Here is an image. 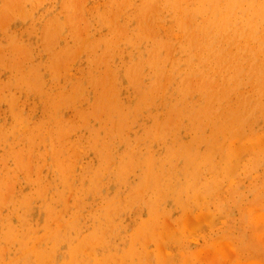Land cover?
<instances>
[{"label":"rangeland","instance_id":"rangeland-1","mask_svg":"<svg viewBox=\"0 0 264 264\" xmlns=\"http://www.w3.org/2000/svg\"><path fill=\"white\" fill-rule=\"evenodd\" d=\"M217 1L0 0V264H264V41Z\"/></svg>","mask_w":264,"mask_h":264},{"label":"bare ground","instance_id":"bare-ground-1","mask_svg":"<svg viewBox=\"0 0 264 264\" xmlns=\"http://www.w3.org/2000/svg\"><path fill=\"white\" fill-rule=\"evenodd\" d=\"M79 1V0H78ZM219 1V0H218ZM217 1V2H218ZM247 1V0H246ZM255 1L256 0H249L247 3H248V5H249V7L250 8H252L253 6H254V3H255ZM264 0H258V2H263ZM85 3V2H84ZM206 3V2H205ZM242 4V0H229V6H230V9H225V11L222 13L223 15H221L220 16V18H219V22H220V26L223 28V32H224V34L225 35H229V33L232 31V34H233V36L236 38L237 36L239 37V38H243L241 41L243 42V44L242 45H246V46H248L250 43H251V40H257L259 43H262L263 41H264V31L261 33L262 35H260L259 37H257L256 36V32H257V25L258 24H261V22H262V20H264V7L263 6H261V7H259V9L256 11V12H254V13H252V17H258L261 21L260 22H258V21H255L254 23H249V21H250V19H245L244 20V18H243V16L242 15H240V21H239V23H240V25H238V22L236 21V18L234 17V15L231 13V11H232V9H233V7H239V5L240 6H242L241 5ZM259 4V3H258ZM209 5V4H208ZM215 6V5H214ZM227 8H229L228 6H227ZM70 10V9H69ZM157 11V10H156ZM240 11H242V12H244L245 11V9H243L242 7L240 8ZM237 12V11H236ZM250 13V12H249ZM83 14V13H82ZM186 15V14H185ZM195 15V14H194ZM81 16V15H80ZM10 17V16H9ZM190 17V16H189ZM243 18V19H242ZM253 22V21H252ZM117 25H118V23H117ZM88 27V26H87ZM214 29V28H213ZM158 32V31H157ZM205 32H207V31H205ZM175 35V34H174ZM216 35V34H215ZM256 36V37H255ZM213 38V37H212ZM56 39V38H55ZM113 41V40H112ZM203 41V40H202ZM212 42V41H211ZM210 42V43H211ZM240 43V42H239ZM258 43V44H259ZM221 45V44H220ZM263 45V44H262ZM209 46H210V44H209ZM100 47V46H99ZM225 47V46H224ZM248 47H250L249 48V55H253L252 57H254V54L258 51V50H260V49H257V47L258 46H255V47H253V46H248ZM248 47H247V50H248ZM221 48V47H220ZM256 48V49H255ZM242 50V49H241ZM243 50H244V48H243ZM236 52H238V51H236ZM243 52V51H242ZM222 53V52H221ZM219 55H221L220 53H219ZM225 55V54H224ZM208 57V56H207ZM240 57V56H239ZM247 57V56H246ZM256 57V56H255ZM220 58V57H219ZM263 58V57H262ZM249 59H251V58H249ZM203 60V59H202ZM226 60V59H225ZM259 60V59H258ZM257 60V61H258ZM221 61H223V62H225L224 61V59L222 58V60ZM245 61V60H244ZM244 61H242V62H244ZM20 62V61H19ZM230 62H231V58H230ZM230 62H229V66H231V67H233V65H235L236 64V61L234 62L233 61V63H231L230 64ZM207 63V62H206ZM240 63H241V61H240ZM239 63V64H240ZM252 63V62H251ZM162 64V63H161ZM249 64V63H248ZM241 65V64H240ZM211 66V65H210ZM236 66V65H235ZM248 66V65H247ZM258 66V65H257ZM18 67V66H17ZM240 68H241V66H239ZM264 67V66H263ZM107 68V67H106ZM203 68V67H202ZM227 68V67H226ZM233 68H235V67H233ZM238 68V67H237ZM242 69V68H241ZM231 70V69H230ZM239 70V69H238ZM238 70H237V72H238ZM142 71V70H141ZM229 71V70H228ZM234 71V70H233ZM241 70H239V72H240ZM248 71V70H247ZM258 71H259V69H258ZM257 71V72H258ZM109 72V71H108ZM226 72V71H225ZM238 72V73H239ZM227 73V72H226ZM247 73V72H246ZM221 74V73H220ZM230 74V73H229ZM239 75V74H238ZM231 76V75H230ZM230 76H228V77H230ZM235 76H237V75H235ZM170 77V76H169ZM228 77H226V78H228ZM232 77V76H231ZM141 79H142V77H141ZM206 79V78H205ZM233 80V79H232ZM238 80V79H237ZM240 80V79H239ZM204 81V80H203ZM229 81V80H228ZM245 81H247V80H245ZM230 82V81H229ZM240 83V82H239ZM239 83H238V85H239ZM171 84V83H170ZM44 85V84H43ZM238 85H236V86H238ZM114 86V85H113ZM112 86V87H113ZM238 87H236V89H237ZM232 89H233V87H232ZM227 90H229V88L227 89ZM196 92V91H195ZM229 93V92H228ZM234 93V92H233ZM217 94V93H216ZM227 95V94H226ZM235 95V94H234ZM225 96V95H224ZM222 97V95H221V97L222 98H225V97ZM215 97H216V95H215ZM218 97V96H217ZM191 98V97H190ZM211 98V97H210ZM221 98V99H222ZM185 99V98H184ZM209 99V98H208ZM111 100V99H110ZM251 100V99H250ZM249 100V101H250ZM75 101V100H74ZM154 101V100H153ZM216 101H217V98H216ZM223 101V100H222ZM199 102V101H198ZM219 102V101H218ZM220 102H221V100H220ZM219 102V103H220ZM201 103V102H200ZM216 104H217V102H216ZM256 104H258L257 102H256ZM213 105V104H212ZM222 107V106H221ZM256 107H257V105H256ZM253 108H254V106H253ZM216 110L218 109V108H215ZM243 109V108H242ZM137 110V109H136ZM211 110V109H210ZM246 111V110H245ZM253 111V110H252ZM190 112V111H189ZM193 112V111H192ZM216 112V111H215ZM237 112H239V111H236V114H237ZM247 112V111H246ZM210 113V112H209ZM245 113V112H244ZM251 113H253V112H251ZM190 114V113H189ZM235 114V113H234ZM233 113H232V115H230V114H228L229 116L228 117H231V116H235ZM239 114H240V112H239ZM241 114H242V110H241ZM246 115V114H245ZM210 116V115H209ZM216 116V115H215ZM248 116H249V114H248ZM219 117V116H218ZM226 117V116H225ZM228 117H226V118H228ZM245 117V116H244ZM251 117V116H250ZM241 118V117H240ZM30 119V118H29ZM204 119H205V117H204ZM242 119V118H241ZM246 119H247V116H246ZM254 119V118H253ZM209 120V119H208ZM222 121V120H221ZM242 121V120H241ZM254 121H255V119H254ZM208 122V121H207ZM238 122V121H237ZM219 123V122H218ZM212 124H213V122H212ZM222 125V124H221ZM226 125V124H225ZM207 126V125H206ZM219 126H220V124H219ZM141 127V126H140ZM241 127V126H240ZM47 129V128H46ZM242 129V128H241ZM244 130V129H243ZM242 131V130H241ZM177 132V131H176ZM202 133V132H201ZM223 133H225V132H223ZM243 133V132H242ZM239 134V133H238ZM237 134V135H238ZM244 134V133H243ZM190 135V134H189ZM224 137H226V135L224 136ZM241 137V136H240ZM258 140V139H257ZM259 142V141H258ZM257 142V143H258ZM214 143V142H213ZM264 144V143H263ZM230 145V144H229ZM206 146V145H205ZM242 147V146H241ZM46 148V147H45ZM192 148V147H191ZM205 149V148H204ZM217 150V149H216ZM256 150H257V148H256ZM260 150V149H259ZM212 151V150H211ZM215 151V150H214ZM251 151V150H250ZM209 152H210V150H209ZM234 152V151H233ZM248 152V151H247ZM185 155V154H184ZM240 155H242V154H240ZM239 155V156H240ZM243 156V155H242ZM246 156V155H245ZM156 157V156H155ZM235 158V157H234ZM192 160V159H191ZM237 159H235V162L237 163V161H236ZM240 160H242V159H240ZM76 161V160H75ZM198 161H200V160H198ZM239 161V160H238ZM262 161V160H261ZM189 164V163H188ZM240 164V163H239ZM202 165V164H201ZM225 165H226V163H225ZM163 166V165H162ZM229 166V165H228ZM170 168V167H169ZM229 168V167H228ZM133 169V168H132ZM200 169V168H199ZM240 170H241V168H240ZM176 171V170H175ZM193 171L195 172V170L193 169ZM198 171V170H197ZM222 171H224V170H222ZM237 172V171H236ZM223 173V172H222ZM173 174H175V173H173ZM172 174V175H173ZM195 174H197V173H195ZM226 174V173H225ZM233 174V173H232ZM193 175V174H192ZM198 175V174H197ZM233 175H235V174H233ZM232 175V176H233ZM191 176V175H190ZM189 176V177H190ZM184 177H185V175H184ZM193 178H194V176H193ZM192 179V178H191ZM166 181V180H165ZM169 182V181H168ZM258 183V182H257ZM211 184V183H210ZM165 185H167V184H165ZM14 186V185H13ZM179 186V185H178ZM218 186V185H217ZM216 186V187H217ZM48 187V186H47ZM182 187H183V185H182ZM174 189V188H173ZM236 189V188H235ZM251 189V188H250ZM8 190V189H7ZM166 192H169V191H166ZM178 193V192H177ZM200 193V192H199ZM260 193V192H259ZM173 194V193H172ZM225 194V193H224ZM161 195V194H160ZM201 195V194H200ZM210 196V195H209ZM169 197V196H168ZM248 211V210H247ZM200 213V212H199ZM249 213V212H248ZM205 215H208V214H205ZM263 215H261L260 217H262ZM197 217V216H196ZM254 217V216H253ZM263 218V217H262ZM261 218V219H262ZM254 219V218H253ZM244 220V219H243ZM259 220V219H258ZM186 222V221H185ZM215 222V221H214ZM217 222V221H216ZM252 223H253V221H251ZM206 224V223H205ZM207 224H208V222H207ZM209 228V227H208ZM122 229V228H121ZM173 229V228H172ZM203 231V230H202ZM177 233V232H176ZM175 233V234H176ZM211 234V233H210ZM254 234V233H253ZM172 235V234H171ZM259 237V236H258ZM261 238V237H260ZM166 239V238H165ZM169 241V240H168ZM166 243V242H165ZM225 243V242H224ZM243 243V242H242ZM164 244V243H163ZM162 244V245H163ZM169 244H170V241H169ZM212 245H213V243H212ZM165 246V245H164ZM221 247V246H220ZM164 248V247H163ZM219 247L217 246V249H218ZM227 248H228V246H227ZM229 249V248H228ZM175 250V249H174ZM179 250V249H178ZM215 250H216V248H215ZM219 250V249H218ZM232 250V249H231ZM200 251V250H199ZM219 251H222V252H224V249H223V247H222V250H219ZM216 252V251H215ZM221 253V252H220ZM225 253V252H224ZM223 253V254H224ZM246 254V253H245ZM217 255V254H216ZM216 255H214L215 256V258H216ZM221 255H222V253H221ZM150 256V255H149ZM152 256V255H151ZM195 257H197V255L195 256ZM170 258H172V257H170ZM199 259V258H198ZM170 260V259H169ZM246 260V259H245ZM150 261V260H149ZM185 261H186V256H185ZM184 261V262H185ZM251 262V261H250ZM249 262V264H251ZM187 263V262H186ZM220 263V262H219ZM255 263V262H254ZM260 263V262H259Z\"/></svg>","mask_w":264,"mask_h":264}]
</instances>
